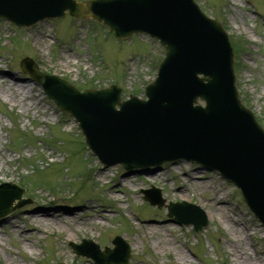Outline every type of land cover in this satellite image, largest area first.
I'll list each match as a JSON object with an SVG mask.
<instances>
[{
	"label": "rangeland",
	"instance_id": "obj_1",
	"mask_svg": "<svg viewBox=\"0 0 264 264\" xmlns=\"http://www.w3.org/2000/svg\"><path fill=\"white\" fill-rule=\"evenodd\" d=\"M195 2L240 44L235 86L264 127V0ZM163 56L164 49L148 36L118 41L92 19L66 15L29 28L0 19V184L23 187L22 198L29 200L0 218V264H94L76 256L69 244L84 238L102 249L112 247L115 236L128 243L127 264H264V228L232 184L184 160L129 173L101 165L85 149L76 121L18 66L29 58L80 90L116 84L122 99L144 98ZM151 187L160 190L165 205L184 201L200 207L208 220L205 229L195 233L191 226H178L165 207L147 204L140 191ZM214 199L222 200V212ZM35 211L71 212L73 224L64 221L71 232L32 225L24 217ZM146 224L158 226L157 233L140 230ZM232 247L248 252L236 258Z\"/></svg>",
	"mask_w": 264,
	"mask_h": 264
},
{
	"label": "water",
	"instance_id": "obj_2",
	"mask_svg": "<svg viewBox=\"0 0 264 264\" xmlns=\"http://www.w3.org/2000/svg\"><path fill=\"white\" fill-rule=\"evenodd\" d=\"M109 6L115 11L108 16L105 9ZM65 10L79 18L90 16L103 21L117 37L145 30L160 37L150 29L171 32L165 36L170 45L162 39L166 58L159 78L145 89L147 93L149 89L154 91L148 103L120 102V89L113 85L79 93L67 82L39 72L31 61L21 62L23 72L43 88L56 106L80 122L87 148L106 164L120 163L126 170L160 165L174 158L163 157L152 163L157 155L180 150L181 155L175 158L197 160L218 169L239 187L249 209L264 227V131L238 105L231 49L220 25L200 14L193 0H92L85 6L72 0H0V17L19 27L63 16ZM197 72L205 78H194ZM198 95L208 99L205 114L197 118L200 125L193 115L200 114L184 109ZM114 105L121 110L115 111ZM217 144L224 159L218 154ZM6 187L14 188L9 192L15 195L9 196L10 202L0 216L24 204L19 201L16 207H10L15 197L20 199L21 191L12 185ZM158 192L151 189L143 194L150 204L161 207L164 201ZM194 210L185 202L169 205V215H175L176 223L192 224L197 233L206 220ZM113 244L115 248H106L105 255L91 241L71 246L77 255L90 257L96 264H126L127 243L117 237Z\"/></svg>",
	"mask_w": 264,
	"mask_h": 264
},
{
	"label": "bare ground",
	"instance_id": "obj_3",
	"mask_svg": "<svg viewBox=\"0 0 264 264\" xmlns=\"http://www.w3.org/2000/svg\"><path fill=\"white\" fill-rule=\"evenodd\" d=\"M14 80H16V78H14ZM2 159L5 160V158H2ZM105 173H106V171L101 175L103 177H105V175H104ZM157 175L158 174H155L154 178L158 177ZM194 177H195L194 175H191L190 180H192ZM213 201L215 202V205H217V207H216L217 211L222 212V211H220L221 207H219V205L221 203H223L222 200L221 199H216V200L214 199V200H211V203ZM69 214L72 216L71 212H69L65 215H62V214H58L57 212H54V213L42 212L41 213V211H35V212L30 213L29 216H25L24 218L27 219L32 225L45 226V228H49V229L56 227V229H58L59 231H63L62 228L65 227L66 229H68V231L71 232V229L68 227L67 223L64 222V221H67L69 224H73L71 216H68ZM103 216H105V215H103ZM55 218H58L61 220V223H60L61 226H58L55 223V221H56ZM15 228H17V227H15ZM157 229H158V226H156V225L153 226V225H147L146 224V225L140 226V230H143L144 232H148L149 235L157 233ZM143 233L141 234L142 237L144 236ZM67 236L69 237L70 235L68 234ZM230 250H231L230 252L233 255H235L236 258L241 257L243 254H246L248 252L245 248L242 249L240 247H239V249L232 247Z\"/></svg>",
	"mask_w": 264,
	"mask_h": 264
},
{
	"label": "trees",
	"instance_id": "obj_4",
	"mask_svg": "<svg viewBox=\"0 0 264 264\" xmlns=\"http://www.w3.org/2000/svg\"><path fill=\"white\" fill-rule=\"evenodd\" d=\"M240 47L241 46L238 45V46H236V48H234V50H235L236 53H239L240 54V51H241V48Z\"/></svg>",
	"mask_w": 264,
	"mask_h": 264
}]
</instances>
